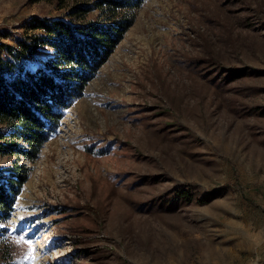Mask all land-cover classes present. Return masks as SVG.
<instances>
[{"label":"rangeland","instance_id":"obj_1","mask_svg":"<svg viewBox=\"0 0 264 264\" xmlns=\"http://www.w3.org/2000/svg\"><path fill=\"white\" fill-rule=\"evenodd\" d=\"M84 2L0 0V44ZM19 165L0 264H264V0H145Z\"/></svg>","mask_w":264,"mask_h":264},{"label":"trees","instance_id":"obj_2","mask_svg":"<svg viewBox=\"0 0 264 264\" xmlns=\"http://www.w3.org/2000/svg\"><path fill=\"white\" fill-rule=\"evenodd\" d=\"M33 3L40 0H32ZM62 7L63 0H56ZM62 19H32L27 39L0 44V156L12 165L0 171V220L7 219L28 180L30 164L82 97L88 83L132 27L145 0H85ZM97 12L95 20L88 15ZM40 48L52 55L43 68L27 70L24 59ZM188 198V194H180Z\"/></svg>","mask_w":264,"mask_h":264}]
</instances>
